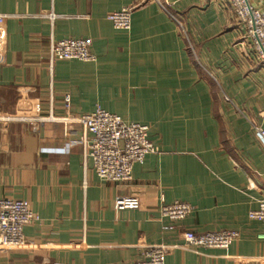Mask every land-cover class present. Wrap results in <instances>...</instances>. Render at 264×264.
Masks as SVG:
<instances>
[{"label": "crops", "instance_id": "1", "mask_svg": "<svg viewBox=\"0 0 264 264\" xmlns=\"http://www.w3.org/2000/svg\"><path fill=\"white\" fill-rule=\"evenodd\" d=\"M129 6L131 28H115L108 14ZM0 15V198L39 216L0 264H134L150 245L166 264H264V222L249 217L264 198V63L228 0H0ZM65 38H89L96 59L51 66ZM98 107L149 127L157 152L128 182L100 179L91 135L53 119ZM178 200L193 209L172 222L161 206ZM185 230L240 236L196 248Z\"/></svg>", "mask_w": 264, "mask_h": 264}, {"label": "built area", "instance_id": "2", "mask_svg": "<svg viewBox=\"0 0 264 264\" xmlns=\"http://www.w3.org/2000/svg\"><path fill=\"white\" fill-rule=\"evenodd\" d=\"M228 1L240 26V43L249 46L256 60L264 63V11L254 7L251 0ZM135 9L136 6L124 7L111 12L107 17L115 28L128 30L131 28ZM4 19L0 15V23ZM95 59L89 38H65L50 42L51 66L56 60L88 62ZM66 106L70 107L69 96L66 97ZM53 119L65 124L81 123L91 135L86 141L87 155L92 160L97 175L106 182L130 181L134 165L143 164L147 155L157 152L156 145L149 137L147 125L128 122L102 107L91 113ZM261 133L264 135L262 130ZM126 205L127 198H117L115 201L117 209ZM192 209L190 203L178 200L169 204L163 202L161 213L163 217L177 222L185 219ZM249 217L264 222V198L259 201V207L249 213ZM37 220L39 216L28 200L0 198V247L13 249L22 245L25 241L24 227ZM239 236L240 233L235 230L182 232L185 245L196 248L228 249ZM168 252L169 249L164 245H150L145 248L143 258L134 264H166Z\"/></svg>", "mask_w": 264, "mask_h": 264}]
</instances>
